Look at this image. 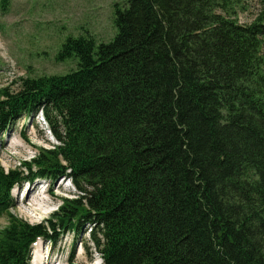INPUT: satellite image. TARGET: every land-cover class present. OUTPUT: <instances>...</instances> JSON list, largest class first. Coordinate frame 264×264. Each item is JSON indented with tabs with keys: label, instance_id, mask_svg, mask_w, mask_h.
Listing matches in <instances>:
<instances>
[{
	"label": "trees",
	"instance_id": "trees-1",
	"mask_svg": "<svg viewBox=\"0 0 264 264\" xmlns=\"http://www.w3.org/2000/svg\"><path fill=\"white\" fill-rule=\"evenodd\" d=\"M243 6L116 0L111 40L61 43L76 69L0 89V141L40 110L60 142L0 166V264L83 226L102 264H264V11L241 25ZM64 176L78 193L42 222L10 212L15 187Z\"/></svg>",
	"mask_w": 264,
	"mask_h": 264
},
{
	"label": "rangeland",
	"instance_id": "rangeland-1",
	"mask_svg": "<svg viewBox=\"0 0 264 264\" xmlns=\"http://www.w3.org/2000/svg\"><path fill=\"white\" fill-rule=\"evenodd\" d=\"M116 0H9L0 8V89L17 91L24 78L65 74L76 69L74 58L58 61L56 53L68 35L88 32L96 41L108 42L115 34ZM236 11L241 25H247L264 11V0H241ZM0 141V166L14 169L37 157L41 150L60 144L40 111L29 119H18ZM66 180L52 182L38 178L13 189L15 207L10 212L28 222L48 218L61 197L75 198L77 190ZM7 223L0 218V229ZM57 231V230H56ZM83 226L78 233L60 232L55 242L39 241L32 246L30 264H101L102 259Z\"/></svg>",
	"mask_w": 264,
	"mask_h": 264
},
{
	"label": "bare ground",
	"instance_id": "bare-ground-1",
	"mask_svg": "<svg viewBox=\"0 0 264 264\" xmlns=\"http://www.w3.org/2000/svg\"><path fill=\"white\" fill-rule=\"evenodd\" d=\"M35 244H36V243H35ZM35 244H34V245H35ZM38 264H39V263H38Z\"/></svg>",
	"mask_w": 264,
	"mask_h": 264
}]
</instances>
